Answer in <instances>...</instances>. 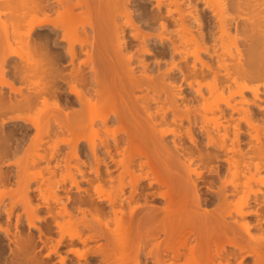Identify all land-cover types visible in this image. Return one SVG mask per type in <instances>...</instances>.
<instances>
[{
	"label": "bare ground",
	"instance_id": "6f19581e",
	"mask_svg": "<svg viewBox=\"0 0 264 264\" xmlns=\"http://www.w3.org/2000/svg\"><path fill=\"white\" fill-rule=\"evenodd\" d=\"M0 72V263L264 264V0H0Z\"/></svg>",
	"mask_w": 264,
	"mask_h": 264
},
{
	"label": "rangeland",
	"instance_id": "374dc122",
	"mask_svg": "<svg viewBox=\"0 0 264 264\" xmlns=\"http://www.w3.org/2000/svg\"><path fill=\"white\" fill-rule=\"evenodd\" d=\"M157 49H159V47H156V50H157ZM154 58H155V57H153L152 55H150L149 58H148V62L153 63V62L155 61ZM164 62H166V60H163V61H162V63H164ZM163 65H165V67H166V64H163ZM163 68H164V66H163ZM9 72H10V71H9ZM0 73H1V72H0ZM11 73H12V72H10L9 75L7 74L6 77L11 79V76H12ZM10 75H11V76H10ZM12 79H13V77H12ZM12 79H11V80H12ZM0 80H1V81L3 80L1 74H0ZM4 80H6V79H4ZM209 80L212 81L210 78H209V79H208V78H206V79H202L201 81H202L203 83H205V82H207V81H209ZM194 84H195V87H197V84H196V83H194ZM17 85H18V84H17ZM4 87H5V88H4ZM184 88H185V89H184ZM231 88H232L233 91H238V89H239L238 86H237V84H235V83H232V87H231ZM1 90H2V91H1ZM6 90H7V91H6ZM183 90H184V95H185V96L187 95V96H189L190 98L193 99L194 89H191V88H188V87L186 88V84H185V85L183 86ZM0 91H1V93L4 92L5 94H11V93H12V92L10 91V88L7 87V86H0ZM203 92L205 93L206 97L208 98L207 101H208V104H209L210 106L214 105V104L217 102V100H219V98H220V97L218 96V95H219L218 92L215 93L214 95H210V94H209V91H208V88H207L206 86L203 87ZM12 94H13V93H12ZM223 94H224V95H223L224 97H228V96H229V89L225 88V91H224ZM238 100H240V96H239L238 94H236L235 97H234V100H232V101L235 102V101H238ZM202 102H203V100H202ZM220 105H221V107H225L224 103H220ZM190 106H191V109L200 108L199 103H198L197 101H195V100H193L192 103H190ZM200 114H207L209 117H217V116H219L220 113H219L218 111H215L214 113H213V112H210V111L205 112V110L201 109V110H200ZM200 114L197 113V117H198V120H199L198 126L202 125V115H200ZM241 116H242V114H241V115L238 114V113L235 114V119H236L235 123L238 122V118H237V117H241ZM221 121H222L223 123H225L224 119H221ZM14 124L16 125V123H11V124L7 125V126H6V127H7L6 129H8L9 126L12 127ZM209 125H210V126H213L212 123H209ZM173 126H174V125H173ZM173 126H170V127L173 128ZM10 127H9V128H10ZM174 127H175V126H174ZM176 127H177V126H176ZM176 127H175V128H176ZM246 127H247V126H246L244 123L241 124V128H242L243 131L246 130V129H248V127H247V128H246ZM6 129H5V130H6ZM169 129H170V128H169ZM180 129L185 130V127H181ZM198 129H199V128H198ZM197 131H198V130H197ZM197 131H196V133H197ZM251 131H252V133H254V134L256 133V132L253 131V130H251ZM31 133H33V131H32ZM31 133H30V134H31ZM197 134H198V135H201V132H198ZM17 136H18V135H17ZM31 136H32V135H30V137H31ZM30 137H29V138H30ZM201 137H202V136H199V139L202 140V141H200V145H201L203 148H207L206 145H205V143H206V140H205V139H206V138L204 139L203 137H202V138H201ZM172 138H173V136L171 135V136L168 137L167 140H171ZM28 141H29V139H28ZM28 141H26V142H28ZM184 141L188 144V145H187V144L184 142L185 146H186V145H187V146H191V142H190L188 139L185 138ZM245 141H247V139H246ZM26 142H25V143H26ZM182 142H183V141H182ZM201 142H202V143H201ZM243 145H244V146H243ZM243 145H242V146L246 148L247 145H246L245 143H244ZM192 146H193V145H192ZM229 146H230V145H229ZM66 151H68V148L63 146V152H66ZM40 152H41V151H40ZM18 154H19V153H18ZM18 154H17V155H18ZM21 155L23 156V153H21V154L18 155V156L14 155L15 157H13L12 155H11L12 157L10 156V158H9V156H8V157H5V159H3V160L9 161V159H10V160H13V161H14V160L18 159L19 156H21ZM22 156H21V157H22ZM6 158H7L8 160H7ZM235 159L241 160L242 158H241V156H238V155L236 156V155H235ZM55 161H56V160H53V162H52L53 164H52L51 166H53V165L55 164V163H54ZM1 162H3V161H1ZM1 162H0V163H1ZM9 162H11V161H9ZM9 162H8V163H9ZM3 163H5V162H3ZM3 163L0 164V166L3 168L2 170H5L6 172H8V171L12 172L11 170H13V172L15 173V170H16V169H15V168H16L15 165H11V167H10V166L7 167V166H5ZM62 163H64V162L62 161ZM71 163H72V165H73L72 168H71V170H72L71 172L76 173V174H75L76 176L79 175V176H77V177H79V179H80V174L77 172V170H76V168H75V166H74V165H77V160H76V159H73V160L71 161ZM220 163L226 166V163H225V162H220ZM2 164H3V165H2ZM212 165H216V163H213ZM62 166H63V164H62ZM62 166H61V167H62ZM201 167H202V166H201ZM203 167H204V165H203ZM203 167H202V168H203ZM40 168H42V167H40ZM40 168H37V167H36V169L34 170V168H33V170H34V171H37V170H39ZM57 169H58L57 172H55L56 174H53V175H56V176H54V177L48 173V174L51 176V177H50V176H49V177L52 178V181H51V179H50L51 183L49 182L48 185L52 184V185H51L52 188H53V186H55L56 189L53 188L54 191L57 192V193H60V195H62V196L65 195L64 191H62V189L65 188V187H66V188H69V189L72 188V190L70 189V192H72L73 195H77L76 193H78V192L76 191V188H75V187L73 188V187H70V186H69V185H70V180H69L68 178H67L68 181L66 180V181L64 182V179L62 180V182L60 181V180H61V177L63 178V177H65V176L67 175V168H64V166H63V168H61V170H60V168H57ZM7 170H8V171H7ZM33 170L31 169V171H33ZM13 172H12V173H13ZM223 172H224V173H223V177L227 174L226 177H227L228 179L231 178V174L226 172V167L223 169ZM225 172H226V173H225ZM12 173H11V174H12ZM224 174H225V175H224ZM44 175H45V174H44ZM205 175H206V176H205V179H206V185L204 186V184L202 185V184L200 183V185L203 186V187L201 188V192H202V194H203L205 197H207V198H211V197H213V196L215 195V193L212 192V191L208 188V186L211 185V186L213 187V189H217V188H216V187H217L216 184L218 185V183H219L220 180H219V178H218L215 174H209V173H206ZM45 177H46V175H45ZM47 177H48V176H47ZM49 177H48V178H49ZM55 177H56V178H55ZM54 178H55V179H54ZM217 178H218V179H217ZM57 179H58V180H57ZM55 180H57V181H59V182L62 183V186H61L62 189H58V188H57V183H56V185H55V182H57V181H55ZM213 180H214V181H213ZM37 181H38V180H37ZM48 181H49V180H48ZM210 181H211V182H210ZM212 181H213L214 183H213ZM244 181H245L244 178H241V179L239 180V182H241V183L244 182ZM14 182H15V180L13 181V179H12L11 182L9 181V183H8V184L6 183V184H7V185H10V183L12 184V183H14ZM46 182H47V181H46ZM46 182H45V184H43V186L46 185ZM36 183L38 184V182H36V181H33V182H32V185L34 186V188H35ZM47 183H48V182H47ZM53 183H54V184H53ZM210 183H211V184H210ZM6 184L3 185V186H5V189L8 190V191H9V190H12L13 187L16 188V184H15V183H14L13 187H12V185H11L12 188H11L10 186H7ZM81 184L84 185V183H81ZM250 185H251L253 188H260V187H261V186H259V184L256 183V182H252ZM215 186H216V187H215ZM6 187H8V188L10 187V188L7 189ZM47 187H48V186H47ZM230 187H231V186H229V188H230ZM1 188H2V186H1ZM1 188H0V192H1ZM14 188H13V190H12V195H13V191L15 190ZM17 188H18V186H17ZM44 188H46V186H44ZM49 188H50V186H49ZM49 188H47V189L45 190V192L47 191L48 193H50V191H48ZM262 188H263V187H261V189H262ZM5 189H4V187L2 188V190H3L4 192H5ZM263 189H264V188H263ZM16 190H17V189H16ZM51 190H52V189H51ZM3 191H2L1 193H4ZM8 191H6V192H8ZM37 191H38V190H34V191H33L34 193H33V192L31 193L32 195H36V196H38V197L35 196V197H36L35 199H37V200L35 201V203H36V202H39V203H40V202H43V200H44V199L42 200L43 197H42L41 195H39V194L37 193ZM10 192H11V191H10ZM38 192L40 193V191H38ZM45 192H44V193H45ZM47 192L45 193V196L48 195ZM1 193H0V194H1ZM17 193H18V192H17ZM35 193H36V194H35ZM52 193L54 194V192H52ZM52 193H50L49 196H51ZM62 193H63V194H62ZM205 193H206V194H205ZM213 193H214V194H213ZM1 195H2V194H1ZM1 195H0V197H1ZM13 196H14V195H13ZM15 196H16V194H15ZM15 196H14V197H15ZM39 196H41L42 198L39 197ZM49 196H48V197H49ZM52 196H53V195H52ZM52 196L49 197V200L52 198ZM260 196L263 197L262 194H260ZM4 197H5V198H4ZM4 197H3V200H1L2 198L0 199V200L2 201V203L0 202V203H1L0 206H1L2 209L5 207V206L3 207V204H6V206H9V205H7L8 203L11 204V203H10V202H11V201H10V198H11L10 195H9L10 198H9L8 196H7V197L4 196ZM16 197H17V196H16ZM262 197H261V198H262ZM12 198H13V197H12ZM12 198H11V199H12ZM8 199H9V201H8ZM13 199H14V198H13ZM16 199H17V198H16ZM63 199H64V202H65V201H66V198L63 197ZM41 200H42V201H41ZM7 201H8V203H7ZM20 207H21V205L18 206V209H19V210H17V211H20V210H21ZM42 211H43V212H42ZM42 211H41V213H40L41 216L46 214V213L44 214L45 209H42ZM2 215H3V217L1 216L2 219H0V224H2V226H4V225H3V224H4L3 222H4V218H5L4 216H5V215H4V213H2ZM263 216H264V214H263ZM2 220H3V221H2ZM48 220H49V219H48ZM42 221H43V222H42ZM253 221H254V220H253ZM44 223H46V222H44V220H41V221H39L38 224H39L40 226H42V225L44 226V225H46V224H44ZM24 224H25V225H24ZM24 224L20 225V228H19V231H18L19 233H20V232H21L22 234H26V233H27V231H28V226L26 225V222H25ZM13 229H14L13 232H14V231L16 232V229H15V228H13ZM33 231H34L33 233L36 234V235H35V236H36V239H38V237H37V236L39 235L38 230H36V229L34 230V229H33ZM35 231H36L37 233H35ZM254 233L259 234V231H258V232H257V231H254ZM1 234H3V232L1 233V231H0V235H1ZM56 234H57V233L54 234V238H55V236H56V238L58 237V234H57V235H56ZM2 236H3V238H4V234H3ZM2 236H0V238H1ZM3 238H1V239H3ZM54 238L51 239V240H52V243H55ZM3 240H6V238L3 239ZM7 241H8V243H9V240H8V239H7L6 241H2V240H0V242H1V245H0V246H2L3 244H4V245H7V244H8ZM40 242H41V241L38 239V240H37L38 247H40V245H41V246L43 245L42 242H41V243H40ZM2 243H3V244H2ZM11 245H13V244H11ZM50 246H51V245H50ZM50 246H48V247L46 246V250H43V247H40V248H42V249H41L42 252L40 251V248H37V249H39V251H38V250H37V251H38V252H41L40 254H42V256H44L43 254H45L46 251H47V252L49 251V249L51 248ZM7 247H8V246H7ZM62 248H63V249H62ZM62 248L59 249L61 255L65 256V254H66V256H70V257L72 256V255L68 254V252H66V251L68 250L67 247H62ZM64 248H65V250H64ZM84 248H85V247H84ZM44 249H45V245H44ZM61 249H62V250H61ZM44 251H45V252H44ZM8 252H9V253H8ZM6 253H7L6 258H8L7 260H9V257H8V256L11 257L12 254L10 255V251H9L8 249H7V252H5V254H6ZM62 253H63V254H62ZM55 257H58V256H53V255H52V258H55ZM11 258H12V257H11ZM11 258H10V259H11ZM58 258H59V257H58ZM56 259H57V258H56ZM2 260H3V259H2ZM2 260H1V262H2ZM53 260L55 261V259H53ZM57 260H58V259H57ZM249 261H252V258H249ZM3 262H4V261H3ZM0 264H2V263H0ZM57 264H59V263H57ZM233 264H238V261L236 262V260L233 259Z\"/></svg>",
	"mask_w": 264,
	"mask_h": 264
}]
</instances>
